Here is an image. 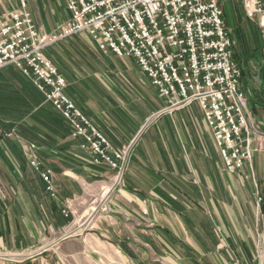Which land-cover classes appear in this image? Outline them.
Returning <instances> with one entry per match:
<instances>
[{
	"label": "crops",
	"instance_id": "crops-1",
	"mask_svg": "<svg viewBox=\"0 0 264 264\" xmlns=\"http://www.w3.org/2000/svg\"><path fill=\"white\" fill-rule=\"evenodd\" d=\"M53 1L27 0V9L37 19L51 11L47 6ZM16 7L17 0H0V18ZM68 43L84 49L85 62L65 64L54 51L58 45L44 50L66 79V95L114 150L130 146V158L122 183L115 185V171L92 163L61 115L50 103L44 107L31 81L19 78L21 93L17 69L5 67L12 80L5 76L4 84L13 90L0 87V264H59L82 254L97 255L101 264H255L256 222L249 203L254 188L246 182L236 191L203 112L193 110L198 104L164 111V99L133 59L100 52L86 34ZM9 133L18 138L23 133L37 146L51 170L55 198L40 187L19 139L5 140ZM261 164L255 155L242 174L256 177L264 198ZM73 200L82 208V202L97 203L87 208L78 234L31 254L49 233L72 227L62 211L65 201ZM95 207L97 218L91 215ZM260 212L264 219V203ZM261 243L264 260V238Z\"/></svg>",
	"mask_w": 264,
	"mask_h": 264
},
{
	"label": "built area",
	"instance_id": "built-area-1",
	"mask_svg": "<svg viewBox=\"0 0 264 264\" xmlns=\"http://www.w3.org/2000/svg\"><path fill=\"white\" fill-rule=\"evenodd\" d=\"M17 2L0 18V68L22 72L62 115L92 162L116 169L118 181L128 150H114L66 96L65 78L44 54L60 39L86 34L100 52L133 59L164 99V111L197 102L223 169L236 174L250 165L254 129L241 89L242 65L234 60V41L218 0H63L69 19L51 34L37 31L27 0ZM240 6L244 20L258 29L264 60V0H240ZM19 143L28 166L55 197L51 171L42 166L37 146ZM62 214L68 215L64 209Z\"/></svg>",
	"mask_w": 264,
	"mask_h": 264
},
{
	"label": "rangeland",
	"instance_id": "rangeland-1",
	"mask_svg": "<svg viewBox=\"0 0 264 264\" xmlns=\"http://www.w3.org/2000/svg\"><path fill=\"white\" fill-rule=\"evenodd\" d=\"M218 2L220 3V6H222L223 8V11H224L223 19L226 23V26L228 30L231 32V36H233V40H234L233 50L237 52L236 59L242 65L241 89L245 92V94H247V97H248V109L250 113V121L254 129L253 135L251 136L252 149L254 150L252 161L255 155H259L261 158V162H262L261 168H263V172H264V112L262 109H260V105L258 102L259 100L260 102L264 104V60L262 58L261 49H260V44H261L260 35H258V29L255 26L251 25L250 23L248 24L247 21L244 20L243 10H242V7L240 6V0H218ZM27 6H28V3H27ZM47 8L51 11H47L46 14L42 11V16L37 19L32 17L34 26L36 27L38 32L41 30L42 32H47L46 34L57 33V31H59L68 21L69 15H66L67 11L65 9L64 3L62 4V0H55L53 2H49V6H47ZM78 36L79 35H72V37L60 39L58 40L56 44L50 47H47L46 49L49 50L51 47L53 46L55 47L56 45H58V48L57 47L54 48V51H57V54H58V51H60V56L64 58L65 64H68V63L74 64V65H78V63L82 64L83 62H85L84 61L85 57H87L86 52L84 51V49L80 50L79 48H75L73 45H71V43H68V42H72V39ZM65 40H67L68 42H66ZM48 57L49 59L51 58L50 56ZM52 63H54V66L56 67L58 71L57 64H55L54 61ZM6 68L5 67L0 68V82L4 81L3 84H0V87L3 90L10 92L9 90L11 89L13 85L11 83L10 85L7 84L8 82L4 84L5 76L8 77L10 80H12L11 77L7 73L3 72V70H5ZM8 68H10L8 70H11L12 66H9ZM18 71L19 70H15V72H17V80H18L16 84L18 85L17 86L18 89H20L22 88L21 87L22 85L19 82V78H21L24 81L25 80L27 81V79L24 78L25 76L22 74V72L20 71L18 72ZM1 73H3L4 76H1ZM12 90H13V87H12ZM21 93H23V90H21ZM46 102L47 101H45L43 98L44 107L47 106V104L49 103V102L47 103ZM194 104L196 105L197 102L195 101ZM193 110L196 111L198 114H202V111L199 110L197 106H194ZM66 125L68 126L67 123ZM20 135L22 137L24 136L23 133H20ZM22 137L18 138V137L12 136L10 139L5 137V140L8 139V141L13 142V139L15 141L19 139V141H21L22 143H31L27 140V138L25 137L22 138ZM130 148H131L130 146L121 148L123 150L124 149L128 150L127 162L130 158L129 157ZM91 161H92V158H91ZM126 164H125V167H126ZM42 166L45 167L43 163H42ZM112 170L115 171L114 184L115 185L121 184L125 168L122 171L123 174L119 181H118L119 178H118L117 170L116 169H112ZM231 175L235 177V180L233 179V183L234 185H236V191L239 192L240 189L243 190L246 187L245 186L246 182L251 183L254 188L253 193L250 197L251 199L249 200L251 212L256 222V226H255L256 230L252 231V236L256 242V247H255L253 254H254V257L258 259L257 262H255V264H264L263 248H262V243H261L262 239L264 238V219H262L261 212H260V207L262 203H264V198L261 196L262 195L261 188L259 184L257 183L256 177H254V179L253 178L246 179L243 176L242 171H239V173L231 174ZM29 180L32 182L35 179L31 180V178H29ZM42 184H40V187L44 189V183L42 182ZM52 186H53V182H52ZM44 191L46 193L45 189ZM78 202H75V200H73L72 202L70 201L71 203L70 204L68 201H65L66 207L63 208L68 214L67 218H71L70 224L68 225L72 227H69L66 231H64V233H49V235H47L48 236L47 238H43L40 242H38V245L35 246V248L31 250V254L39 253L40 250H42L41 248H49L50 250L55 244H57V241L63 238L64 236H67L70 239H72L78 234L77 229L79 225H81L88 217L89 211L87 208L92 205L93 207L94 205H97V203H93V201L91 202L90 200L88 202H82L84 205V207L82 208L81 204ZM75 206H78V208L77 207L75 208ZM93 207L90 208V212L93 210ZM91 215L92 217L94 216L95 218L98 217L99 212H97L96 207H95V210L91 213ZM79 229H82V226ZM87 230L88 228L86 229V231ZM216 230H217V233L222 232V231H219L218 228ZM93 231L97 232L98 228L93 227L92 232ZM101 239L103 241L105 240L104 238H101ZM59 264H101V262L97 255L93 256L90 254L88 255L82 254V255H79L78 257H72V258L65 259V261L60 262Z\"/></svg>",
	"mask_w": 264,
	"mask_h": 264
},
{
	"label": "trees",
	"instance_id": "trees-1",
	"mask_svg": "<svg viewBox=\"0 0 264 264\" xmlns=\"http://www.w3.org/2000/svg\"><path fill=\"white\" fill-rule=\"evenodd\" d=\"M236 55H237V52L234 51V58H235V59H236ZM258 102H259V105H260V109H262L263 112H264V104H263L262 102H260L259 100H258ZM259 105H258V106H259Z\"/></svg>",
	"mask_w": 264,
	"mask_h": 264
}]
</instances>
